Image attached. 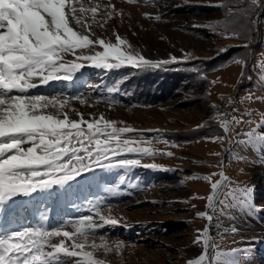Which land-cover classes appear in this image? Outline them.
<instances>
[{"label":"rangeland","instance_id":"obj_1","mask_svg":"<svg viewBox=\"0 0 264 264\" xmlns=\"http://www.w3.org/2000/svg\"><path fill=\"white\" fill-rule=\"evenodd\" d=\"M90 2L107 4L109 0ZM110 2L115 13L103 28L93 25L95 37L115 42V32L145 59L169 60L163 66L181 71L172 92L152 104L110 96L98 87L105 70L92 69V62L76 58L103 51L96 46L65 56L66 61L84 64L71 79L51 80L47 85L37 79L38 87L29 94L66 99L64 111L73 120L82 116L92 122L103 116L116 121L117 128H132L121 139H131L136 142L131 146L149 148L155 155H122L138 159V167H156H148L152 173L146 184L124 190L119 198L76 186L78 177L63 187L19 195L0 208V232L37 227L74 232L79 219L92 216L102 223L103 216L116 223L98 229L95 242H101L100 236L110 244L124 242L120 254H105L102 249L95 253L106 264H187L202 253V243L194 241L207 227L215 245L209 249L210 255L236 249L235 256L226 259L236 264H264V145L245 143L246 133H264L260 126L264 120V69L259 66L264 64V0L256 7L249 0ZM229 9L239 12L233 14ZM229 23L236 27L238 38L220 34ZM240 58L246 66L235 63ZM217 114L229 121L236 117L240 123H230L225 133ZM169 152L171 156L166 154ZM160 172V178L151 179ZM221 172L227 180L219 190L220 199L229 188H251L254 211L231 202L229 207H209L211 183L221 179ZM194 175L211 180L187 179ZM200 212L213 219L199 217ZM65 259L74 264L77 258Z\"/></svg>","mask_w":264,"mask_h":264},{"label":"snow or ice","instance_id":"obj_2","mask_svg":"<svg viewBox=\"0 0 264 264\" xmlns=\"http://www.w3.org/2000/svg\"><path fill=\"white\" fill-rule=\"evenodd\" d=\"M249 3L256 7L260 0H249ZM229 12L235 14L239 9H229ZM114 13L110 0L107 4L90 0L89 3L85 0H0V208L19 195L30 196L55 185L63 187L96 167L132 168L139 164L138 159L126 158L123 153L155 155L149 148L131 146L136 143L131 139H121L133 132L130 127L117 128L116 121L105 120L103 116L92 122L85 121L82 116L80 120H73L64 111L66 99L29 94L31 89L38 87L37 79L39 84L47 85L51 80L71 79L74 72L83 68L82 63L65 60V56L75 55L77 50L101 47L103 51L76 58L105 69L123 64L159 67L170 62L145 59L118 33L114 32L115 42L95 37L93 25L103 28ZM208 27L216 31L212 25ZM220 34L224 38L239 37L236 27L230 23L224 25ZM175 60L172 57V61ZM235 63L246 66L243 58L236 59ZM259 66L264 69V64ZM215 118L221 122L225 133L230 123H240L236 117L229 121L223 114ZM260 126H264V120ZM246 135L245 143L264 145V133L253 130ZM220 176V180L211 183V194L207 197L209 207L217 204L229 207L235 203L254 211L251 188H229L224 199H220L218 192L227 180L223 172ZM187 179L211 180V177L194 175ZM96 214L99 215L98 208ZM197 215L208 221L213 219L207 212ZM100 221L102 223H97L92 216L83 217L74 224V232L59 227L0 232V264H69L65 258H77L74 264H106L95 253L102 249L105 254L113 251L120 254L124 242L110 244L100 236L101 242L97 244L94 237L98 229L116 223L103 216ZM54 238L60 239L53 242ZM90 238H93L91 243ZM210 241L206 227L194 241L202 243V253L189 259L187 264H236L226 258L235 256L238 250L216 251L210 255L209 249L215 248Z\"/></svg>","mask_w":264,"mask_h":264},{"label":"trees","instance_id":"obj_3","mask_svg":"<svg viewBox=\"0 0 264 264\" xmlns=\"http://www.w3.org/2000/svg\"><path fill=\"white\" fill-rule=\"evenodd\" d=\"M105 70L103 79L98 87L112 97H121L123 100L132 103L152 104L159 101V98L172 92L174 80L181 76V71L161 65L159 67H136L130 64H123L118 68H98ZM169 72V73H167ZM174 76L175 78L171 77ZM77 80L79 78L76 76ZM150 84V87L146 86ZM72 88V84L69 85ZM151 170L146 167L132 168H102L96 167L87 171L77 178L76 186L86 187L92 192L107 193L111 198L124 196V190H135L141 188V184L148 182ZM161 172L151 179L160 178ZM76 190V188L74 187ZM80 189V188H79ZM114 190V191H112ZM113 192H116L113 194Z\"/></svg>","mask_w":264,"mask_h":264},{"label":"bare ground","instance_id":"obj_4","mask_svg":"<svg viewBox=\"0 0 264 264\" xmlns=\"http://www.w3.org/2000/svg\"><path fill=\"white\" fill-rule=\"evenodd\" d=\"M5 230V229H4Z\"/></svg>","mask_w":264,"mask_h":264},{"label":"water","instance_id":"obj_5","mask_svg":"<svg viewBox=\"0 0 264 264\" xmlns=\"http://www.w3.org/2000/svg\"><path fill=\"white\" fill-rule=\"evenodd\" d=\"M219 193V192H218Z\"/></svg>","mask_w":264,"mask_h":264}]
</instances>
